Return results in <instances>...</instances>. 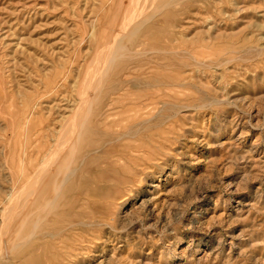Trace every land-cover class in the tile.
<instances>
[{
    "label": "rangeland",
    "instance_id": "obj_1",
    "mask_svg": "<svg viewBox=\"0 0 264 264\" xmlns=\"http://www.w3.org/2000/svg\"><path fill=\"white\" fill-rule=\"evenodd\" d=\"M131 1L0 0V236L63 181L0 264H264V0L159 2L97 60Z\"/></svg>",
    "mask_w": 264,
    "mask_h": 264
},
{
    "label": "bare ground",
    "instance_id": "obj_2",
    "mask_svg": "<svg viewBox=\"0 0 264 264\" xmlns=\"http://www.w3.org/2000/svg\"><path fill=\"white\" fill-rule=\"evenodd\" d=\"M109 1H110V3L108 2L109 3L108 10H112V9H114V7L116 5L115 0H109ZM163 1L167 2V0H132L130 6L127 9H125L124 12H122V13L120 12L121 15H120V17H118L119 19L117 17H112L109 20V22L107 23L108 24L107 28L105 30L103 29V31L100 32V36L98 39L102 38L101 41L104 43V45H102L103 47L100 48L99 57L98 58L96 57L97 60H99V58L101 59V57L107 56L110 53V51H112V49H113L112 45L117 40L118 36L123 34L126 31L124 29L125 25H128L129 23H131L132 20L135 21L136 18H138V16H141V15L145 14L147 11L152 10V8L155 7L157 3L163 2ZM108 118H110V117H107V119ZM55 156H56V152H54V150H51V152L50 151L47 152L42 158L41 163L43 166L41 167L39 165L40 167L37 166L38 170L35 169L36 170L35 176L37 175L38 178H41V176L43 177L47 173V172H45L47 170L46 169L47 167H45V166L46 165L48 166L49 164H47V163L52 162L54 160ZM64 160H65V158H64ZM32 175L34 176V174H32ZM61 182H63V181L61 180L58 184H56V186L53 188L52 191H47V192L45 191V193H47V194H45L43 196L41 202H35V199H32L31 201L27 202L25 199V198H27L26 194L25 193L22 194V192L20 194V192L17 191L18 196L14 199V202H18V203L21 202L22 205L19 206V208H15V210L13 209L14 210V212H13V218L14 219H12V221H13L12 223L15 222V225H14V227H12V231L9 234H2L0 236V250H9L12 247H14V245L17 242H19V240H22L26 231H24L23 226H19L20 223L26 224V222L28 221L29 218L34 217L35 215L36 216L42 215V213L44 212L43 209L47 208L45 206L46 199L56 195V191L60 187ZM32 183H33V180H28V184H32ZM14 191H16V188H13L11 193H13ZM60 192H62V191H60ZM9 197H12V195ZM44 206H45V208H43Z\"/></svg>",
    "mask_w": 264,
    "mask_h": 264
}]
</instances>
